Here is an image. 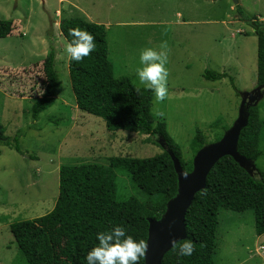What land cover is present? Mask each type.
<instances>
[{"label": "rangeland", "instance_id": "obj_1", "mask_svg": "<svg viewBox=\"0 0 264 264\" xmlns=\"http://www.w3.org/2000/svg\"><path fill=\"white\" fill-rule=\"evenodd\" d=\"M237 1L247 15L264 21V0ZM73 17L104 25L114 75L136 87L142 86L132 74L140 49L167 42L168 95L156 104L152 94L151 114L154 125L165 122L183 161L192 157L196 130L205 144L216 141L235 120L241 94L257 87L256 35L232 0H0V19L12 20L11 32L0 38V264H24L10 224L52 209L60 165L107 164L114 155L145 158L161 151L143 143L145 135L109 132L104 120L77 109L59 28ZM50 43L56 53L54 103L33 119L29 89L39 87ZM205 69L228 76L208 80ZM257 107L262 154L254 164L264 171V94ZM15 139L21 152L8 143ZM116 174L118 194L134 193L128 176ZM217 218L214 264H264V233L256 234L252 209H220Z\"/></svg>", "mask_w": 264, "mask_h": 264}, {"label": "trees", "instance_id": "obj_2", "mask_svg": "<svg viewBox=\"0 0 264 264\" xmlns=\"http://www.w3.org/2000/svg\"><path fill=\"white\" fill-rule=\"evenodd\" d=\"M236 12L241 19L247 20L256 35V84L262 86L264 92V21L250 17L238 4ZM76 27L89 32L95 44V49L81 61L67 60L77 109L104 120L109 132L123 130L145 135L143 143L160 147V143L151 138L156 135L165 146H161L157 154L145 158L120 154L108 157L107 164L82 161L60 165L58 194L52 209L32 219L10 224L24 264H87L84 259L87 251L98 243L96 233L117 224L134 239L146 242L147 217L159 218L166 202L177 192V175L167 151L178 158L185 171H190L194 154L205 145L204 136L197 129L190 143L192 157L183 161L180 147L168 135L165 122L158 121L154 125L152 92L143 86L137 92V87L126 76L114 75L104 25L81 17L59 22L60 33L66 41L71 39L68 30ZM11 30L12 20L0 19V38L6 37ZM49 45L40 65L39 87L29 89L33 92L29 110L33 119L54 103L56 53L53 45ZM202 76L217 80L228 74L205 69ZM14 80L8 77L7 81L12 83ZM229 81L235 88L231 76ZM248 114L237 149L254 162L262 154L258 146L261 120L257 104L248 107ZM8 143L21 152L16 139ZM116 171L128 176L134 193L127 197L121 191L118 194ZM220 209L237 212L252 209L255 232L258 235L264 233V171L255 168L253 176L228 155L218 159L206 175L205 187L194 194L185 212V238L176 242L178 246L185 239L191 240L194 245L192 255L178 257L172 247L164 254L162 264H214ZM138 264H144V259Z\"/></svg>", "mask_w": 264, "mask_h": 264}, {"label": "water", "instance_id": "obj_3", "mask_svg": "<svg viewBox=\"0 0 264 264\" xmlns=\"http://www.w3.org/2000/svg\"><path fill=\"white\" fill-rule=\"evenodd\" d=\"M237 4V0H232ZM262 86L241 94L238 113L233 123L222 136L211 143L203 145L192 158V169L185 171L178 158L167 151L177 175V192L166 202L164 212L159 218L147 217V250L144 264H162L164 254L173 247V241L185 238L184 215L191 204L194 194L205 187L206 175L221 157L228 155L250 175L255 173V164L246 159L237 149L240 131L248 122V107L256 105L263 96ZM1 136V135H0ZM164 147V143L160 142Z\"/></svg>", "mask_w": 264, "mask_h": 264}, {"label": "clouds", "instance_id": "obj_4", "mask_svg": "<svg viewBox=\"0 0 264 264\" xmlns=\"http://www.w3.org/2000/svg\"><path fill=\"white\" fill-rule=\"evenodd\" d=\"M68 35L71 39L65 42L64 52L70 60L79 62L95 49L94 37L89 32L76 27L70 28ZM167 62L168 45L166 41H162L158 48L140 49L139 64L132 70L139 85L152 92L156 104L165 100L168 95V70L165 67ZM136 90L138 92L139 87ZM95 239L98 243L87 251L84 258L87 264H138L146 254L145 241L134 239L119 224L108 230L98 231ZM172 243L178 257H189L194 251L191 240L185 239L178 246L175 241Z\"/></svg>", "mask_w": 264, "mask_h": 264}]
</instances>
